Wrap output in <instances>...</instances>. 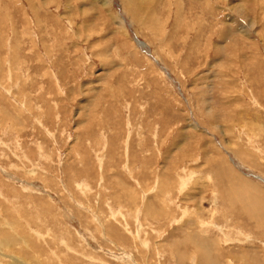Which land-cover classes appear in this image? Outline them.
<instances>
[{
  "label": "rangeland",
  "instance_id": "rangeland-1",
  "mask_svg": "<svg viewBox=\"0 0 264 264\" xmlns=\"http://www.w3.org/2000/svg\"><path fill=\"white\" fill-rule=\"evenodd\" d=\"M30 1L0 0V264H264V0Z\"/></svg>",
  "mask_w": 264,
  "mask_h": 264
},
{
  "label": "bare ground",
  "instance_id": "bare-ground-1",
  "mask_svg": "<svg viewBox=\"0 0 264 264\" xmlns=\"http://www.w3.org/2000/svg\"><path fill=\"white\" fill-rule=\"evenodd\" d=\"M30 1V0H29ZM31 2V1H30ZM32 3V2H31ZM244 6V5H243ZM149 14H147L146 15V22H144V23H146V24H148V25H152V26H154V25H156V24H159L157 21H156V17H155V14H150V11L148 12ZM119 23H121L122 21H118ZM1 42V41H0ZM140 44V43H139ZM8 93V92H7ZM13 123V122H12ZM239 154H242L243 155V152H239ZM192 173V172H191ZM190 173V174H191ZM190 176V175H189ZM183 177V176H182ZM188 178V177H187ZM257 178H259V177H257ZM179 179H181V178H179ZM181 181V184H180V186H179V192L180 191H182L181 189L184 187V185H185V179H182V180H180ZM262 181H264V180H262ZM175 182V181H174ZM177 182H178V180H177ZM216 182H219L218 180L216 181ZM85 184V183H84ZM171 183H170V180H169V175H163V177L161 178V176H160V178H159V185H158V187H161V188H164L165 190L166 189H168V186L170 185ZM174 184V183H173ZM238 185V184H237ZM83 186V185H82ZM85 186V185H84ZM83 186V187H84ZM170 187V186H169ZM174 187H176V186H174ZM238 187V186H237ZM240 188H241V186H240ZM152 189V188H151ZM238 189V188H237ZM160 190V189H159ZM249 190V189H248ZM148 193V192H147ZM227 194V193H226ZM240 194H242V193H240ZM252 194V193H251ZM255 195V194H254ZM2 196V195H1ZM213 196V195H212ZM258 196V195H257ZM130 197V196H129ZM245 197V196H244ZM248 197V196H247ZM229 199H230V197H228ZM218 198L217 197H215V199H214V202H215V204H216V206H217V204L219 203V202H217L218 200H217ZM262 201V200H261ZM164 202V201H163ZM228 202H230V201H228ZM149 200L148 201H145L144 202V210H146V214L148 213L149 215H154L155 214V212H153L154 210H153V208L152 209H150V206H149ZM170 203V202H169ZM165 204V203H164ZM214 204V205H215ZM161 205H162V203H161ZM167 205V204H166ZM172 205V204H171ZM180 206V205H179ZM160 207V206H159ZM162 208H163V205H162ZM165 208H166V206H165ZM169 208V207H168ZM185 208V207H184ZM250 208V207H249ZM161 209V208H160ZM164 209V208H163ZM224 210V209H223ZM253 210V209H252ZM158 211V210H157ZM187 211H190V210H187ZM164 212H165V210H164ZM167 212V211H166ZM183 212H184V210H183ZM191 212V211H190ZM190 212H187V213H190ZM242 212V211H241ZM241 212H240V214H241ZM158 214H160L161 215V213H162V215H163V212H161V210H160V212L158 211L157 212ZM156 213V214H157ZM167 214V213H166ZM184 214H185V212H184ZM261 214V213H260ZM189 214H187V216H188ZM258 215H259V213H258ZM264 214H262V216H263ZM256 217V216H255ZM257 218V217H256ZM187 219V218H186ZM205 219V218H204ZM245 219V218H244ZM259 217H258V221H259ZM172 220V219H171ZM263 221H264V219H262ZM257 221V222H258ZM203 222V221H202ZM213 222V221H212ZM209 223H211V221H206V222H204L203 224L205 225V226H207L208 227V225H210ZM263 223V222H262ZM262 223H260V224H262ZM198 224V223H197ZM201 224V223H200ZM191 225V224H190ZM218 225H220V224H218ZM217 225V226H218ZM263 225H264V223H263ZM2 226V225H1ZM203 226V225H202ZM222 226V225H221ZM226 226V225H225ZM196 227H198V225H196ZM206 227V228H207ZM234 227V226H233ZM237 227V226H236ZM200 228V227H199ZM199 228L197 229L196 228V232L197 233H199L200 235L202 234V230H199ZM204 228V227H203ZM209 228V227H208ZM226 228V227H225ZM229 228V227H228ZM12 229V228H11ZM212 229H213V227H212ZM217 229V228H216ZM227 229V228H226ZM226 229H224V230H226ZM218 230H220V229H218ZM222 232V231H221ZM220 232V233H221ZM225 232V231H224ZM187 233V232H186ZM204 233V232H203ZM244 233V232H243ZM186 235V234H185ZM198 236V237H196L195 235V237L196 238H194L195 239V243H193V245H195V251H196V262H198V257H199V259H200V255L202 254V256H208V254H205L204 253V250H203V248H204V246H206L207 248L208 247H210V246H212V244L210 243V242H208V241H203L204 239L201 237V236ZM187 237H184L183 238V240L182 241H189V236L188 235H186ZM222 236H224L225 238H226V234L224 235H222ZM243 236L244 237H247L248 238V236L246 235V234H243ZM192 238V237H191ZM200 238H202L203 240H201ZM224 240V239H223ZM228 240V239H227ZM8 241V240H7ZM203 241V242H202ZM221 241V240H220ZM225 241V240H224ZM26 242V241H25ZM144 242V241H143ZM176 243H178V242H176ZM176 243H174L173 245H169V247L171 248V249H173L174 247H175V245H176ZM218 243V241L215 243V245ZM217 247H218V244H217ZM170 249V250H171ZM176 250V249H175ZM209 250V249H208ZM177 251V250H176ZM264 251V250H263ZM181 253V252H180ZM209 253V252H208ZM174 255V254H173ZM183 256V255H182ZM240 256V255H239ZM242 256V255H241ZM209 257V256H208ZM177 258H179V257H177ZM206 258V260H207V257H205ZM213 258V257H212ZM244 258V257H243ZM174 259V258H173ZM181 259H183V258H181ZM187 259V258H186ZM178 260V259H177ZM240 260V259H239ZM242 260V259H241ZM243 260H245V259H243ZM179 261V260H178ZM213 261V260H212ZM211 261V262H212ZM181 262V261H180ZM176 263V262H175ZM245 264H246V262H244ZM177 264V263H176Z\"/></svg>",
  "mask_w": 264,
  "mask_h": 264
}]
</instances>
